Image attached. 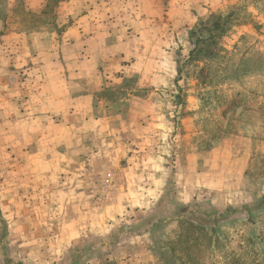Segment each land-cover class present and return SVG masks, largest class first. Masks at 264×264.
I'll use <instances>...</instances> for the list:
<instances>
[{
	"label": "rangeland",
	"instance_id": "1",
	"mask_svg": "<svg viewBox=\"0 0 264 264\" xmlns=\"http://www.w3.org/2000/svg\"><path fill=\"white\" fill-rule=\"evenodd\" d=\"M0 264H264V0H0Z\"/></svg>",
	"mask_w": 264,
	"mask_h": 264
},
{
	"label": "crops",
	"instance_id": "2",
	"mask_svg": "<svg viewBox=\"0 0 264 264\" xmlns=\"http://www.w3.org/2000/svg\"><path fill=\"white\" fill-rule=\"evenodd\" d=\"M80 22L81 20H77L75 21L68 29L67 32L64 34L63 37H61V39L65 40L64 44L61 46V50L62 52H71V58L77 59L81 56V53L83 51L82 49V37L83 34H81V30H80ZM69 54V53H68ZM51 63L52 60H50ZM57 63V62H56ZM56 63L54 64V66L56 65ZM44 71H47V66L43 67ZM50 67L48 66V69ZM43 71V72H44ZM52 83V85L50 87L48 86H44V85H36L35 83H26V88L25 90L28 91L29 93L27 95H29V100H28V104L29 107L26 108V110L24 109V107H22L21 109H16L17 106L13 107V118L11 120H7L8 124H11L10 127V131H11V136H12V132H14L15 130L17 131L19 129V122H21V125L23 127L29 129L30 127L28 126L29 123L34 124V127H31V130H38L43 132V135L45 134V132L47 131L46 129L49 128L50 131L52 132H57L58 126L57 123L62 120H66L69 123V129H73L74 125L76 124V122H78V115L75 114V112L71 110V112H69V114L67 115H62L61 113V102H66L68 101V104L70 105L69 108H72V105L74 102L78 101L77 99H74L75 101H73V99L71 98V96L68 93L62 94L60 91L63 89V85H59L58 83H60V81L57 80V78L50 82ZM32 90H34V93L32 92ZM51 95V97L49 98V102L47 103L50 106L56 107V106H60L58 108L59 110V115L58 113H55V115L53 114V116L51 115V117H54V121L50 122V117H43L42 115H47L46 112L47 110L45 109V102L46 100H48V98H45L46 96ZM24 102V98L22 100ZM26 104V102L24 103ZM67 105V104H66ZM44 106V107H42ZM30 109V110H27ZM11 111V112H12ZM22 111V112H21ZM27 111H29L27 113ZM9 117V114L7 115ZM18 116H21L20 118L22 119H17ZM68 116V117H67ZM35 119V120H33ZM20 120V121H19ZM19 121V122H17ZM43 121H47L49 123V126L47 127L46 125H44L42 122ZM45 236V234H43ZM74 236V235H73ZM72 236V237H73ZM72 239V238H71ZM69 241V245L72 246L70 243L73 244V240ZM22 241V240H21ZM19 241L18 239V244H21L22 242ZM40 241L35 242L34 244H36L37 249H43V251L45 252L43 254V258L44 261L48 257V253L53 254V252L51 251V247L48 246L49 244L42 242V244H39ZM76 242H74L75 244ZM25 250V246L23 247ZM32 248V247H29ZM54 250H57L56 248ZM58 251V250H57ZM24 257H26L25 255H23ZM25 259V258H24Z\"/></svg>",
	"mask_w": 264,
	"mask_h": 264
},
{
	"label": "trees",
	"instance_id": "3",
	"mask_svg": "<svg viewBox=\"0 0 264 264\" xmlns=\"http://www.w3.org/2000/svg\"><path fill=\"white\" fill-rule=\"evenodd\" d=\"M228 16L224 18H216L215 21L212 23V28L211 31H215L218 33H222L225 30V27L227 26L228 23Z\"/></svg>",
	"mask_w": 264,
	"mask_h": 264
}]
</instances>
